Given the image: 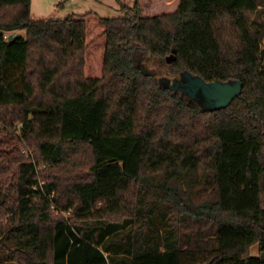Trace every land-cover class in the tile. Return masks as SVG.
I'll list each match as a JSON object with an SVG mask.
<instances>
[{
    "label": "trees",
    "instance_id": "trees-1",
    "mask_svg": "<svg viewBox=\"0 0 264 264\" xmlns=\"http://www.w3.org/2000/svg\"><path fill=\"white\" fill-rule=\"evenodd\" d=\"M119 3L0 0V264H264V0Z\"/></svg>",
    "mask_w": 264,
    "mask_h": 264
},
{
    "label": "water",
    "instance_id": "water-1",
    "mask_svg": "<svg viewBox=\"0 0 264 264\" xmlns=\"http://www.w3.org/2000/svg\"><path fill=\"white\" fill-rule=\"evenodd\" d=\"M14 35L9 34L8 39ZM142 71L146 70L142 67ZM164 85L172 90H180L196 102L202 110H213L227 106L242 90L240 81H204L189 72H181L179 78H164Z\"/></svg>",
    "mask_w": 264,
    "mask_h": 264
},
{
    "label": "rangeland",
    "instance_id": "rangeland-1",
    "mask_svg": "<svg viewBox=\"0 0 264 264\" xmlns=\"http://www.w3.org/2000/svg\"><path fill=\"white\" fill-rule=\"evenodd\" d=\"M119 1L127 5H132L134 0H31L30 10L33 14L46 15L57 6L59 2L63 3L56 11L57 18H65L70 14H83L89 11L96 12L102 17H120L123 13L119 10ZM23 34V31L21 32ZM142 57L138 56V60L145 70L154 71L158 77H166V72L158 69H150L145 66ZM149 68V69H148ZM173 77V75L168 76ZM55 213V212H54ZM251 254H257V246L250 248Z\"/></svg>",
    "mask_w": 264,
    "mask_h": 264
},
{
    "label": "built area",
    "instance_id": "built-area-1",
    "mask_svg": "<svg viewBox=\"0 0 264 264\" xmlns=\"http://www.w3.org/2000/svg\"><path fill=\"white\" fill-rule=\"evenodd\" d=\"M24 154H25V156H27V157H30L31 158V160L33 161L34 159H33V149H30V148H28V147H24V148H22V150H21ZM46 197H48V198H50L51 196H52V194L51 195H46V194H44ZM54 207V206H53ZM52 207V208H53ZM57 212V211H59V209L58 208H55L54 207V212Z\"/></svg>",
    "mask_w": 264,
    "mask_h": 264
},
{
    "label": "flooded vegetation",
    "instance_id": "flooded-vegetation-1",
    "mask_svg": "<svg viewBox=\"0 0 264 264\" xmlns=\"http://www.w3.org/2000/svg\"><path fill=\"white\" fill-rule=\"evenodd\" d=\"M173 77H177V78H179V76H173ZM173 77H167V78H173Z\"/></svg>",
    "mask_w": 264,
    "mask_h": 264
},
{
    "label": "crops",
    "instance_id": "crops-1",
    "mask_svg": "<svg viewBox=\"0 0 264 264\" xmlns=\"http://www.w3.org/2000/svg\"><path fill=\"white\" fill-rule=\"evenodd\" d=\"M31 9V8H30ZM18 33H20V31H17ZM22 32V31H21Z\"/></svg>",
    "mask_w": 264,
    "mask_h": 264
}]
</instances>
